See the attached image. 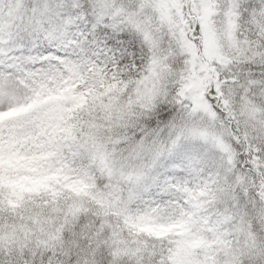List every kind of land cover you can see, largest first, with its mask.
<instances>
[{
	"label": "snow or ice",
	"instance_id": "snow-or-ice-1",
	"mask_svg": "<svg viewBox=\"0 0 264 264\" xmlns=\"http://www.w3.org/2000/svg\"><path fill=\"white\" fill-rule=\"evenodd\" d=\"M0 264H264V0H0Z\"/></svg>",
	"mask_w": 264,
	"mask_h": 264
}]
</instances>
